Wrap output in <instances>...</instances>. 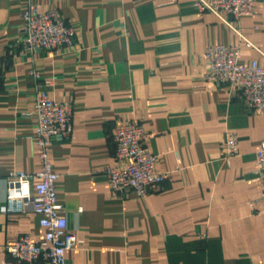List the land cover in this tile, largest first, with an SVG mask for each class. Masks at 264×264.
I'll return each instance as SVG.
<instances>
[{
	"label": "crops",
	"instance_id": "1",
	"mask_svg": "<svg viewBox=\"0 0 264 264\" xmlns=\"http://www.w3.org/2000/svg\"><path fill=\"white\" fill-rule=\"evenodd\" d=\"M56 7L79 31L78 47L47 56L11 48L23 0H0V264L21 235L44 238L34 182L35 93L73 108L71 132L54 139L50 160L57 199L76 234L73 264H264V202L257 151L264 114L239 90L208 80L214 44L241 43L240 61L264 66V0L230 25L193 0H33ZM38 72L35 76L33 72ZM123 120L145 130L144 146L167 173L147 196L115 192L111 135ZM234 134L237 153L226 156ZM22 191L23 210L7 196Z\"/></svg>",
	"mask_w": 264,
	"mask_h": 264
},
{
	"label": "built area",
	"instance_id": "2",
	"mask_svg": "<svg viewBox=\"0 0 264 264\" xmlns=\"http://www.w3.org/2000/svg\"><path fill=\"white\" fill-rule=\"evenodd\" d=\"M255 1L193 0L202 11L210 12L230 25L249 47L254 45L239 33L236 23L254 11ZM21 18L23 24L19 35L10 47L18 49L23 55L45 52L47 56H53L79 45L78 28L68 22L56 7L42 9L33 0H23ZM240 56L241 43L211 45L206 53L208 70L205 77L235 87L249 107L264 114V66L256 59L243 63ZM33 74L38 76L36 71ZM33 112L36 116L33 137L39 168L34 172L13 170L8 178L34 182L35 211L40 215L39 223L45 234L38 241L28 234L21 235L15 244L5 247L12 259L1 264H73L66 252L74 247L77 238L68 227L64 205L57 199L58 174L50 160L52 141L66 139L70 135L73 108L68 102L50 99L44 88L35 93ZM144 137L145 130L138 121L123 120L115 126L111 139L116 164L104 172L113 191L131 190L143 197L166 178L167 173L157 167L158 155L144 146ZM237 147V137L228 134L225 155H235ZM256 155L264 202V140ZM7 206L9 211L23 210L20 189L11 190Z\"/></svg>",
	"mask_w": 264,
	"mask_h": 264
}]
</instances>
